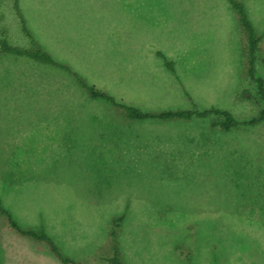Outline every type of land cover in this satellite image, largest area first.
Listing matches in <instances>:
<instances>
[{
	"label": "rangeland",
	"instance_id": "obj_1",
	"mask_svg": "<svg viewBox=\"0 0 264 264\" xmlns=\"http://www.w3.org/2000/svg\"><path fill=\"white\" fill-rule=\"evenodd\" d=\"M261 41L264 0H242ZM52 56L142 110L264 107L246 34L226 0H20ZM12 43L24 44L10 0ZM158 52L173 62L164 66ZM246 93L242 95V91ZM133 120L69 73L0 54V200L79 264H108L112 219L125 264H264V122ZM0 264H62L0 213Z\"/></svg>",
	"mask_w": 264,
	"mask_h": 264
},
{
	"label": "trees",
	"instance_id": "obj_2",
	"mask_svg": "<svg viewBox=\"0 0 264 264\" xmlns=\"http://www.w3.org/2000/svg\"><path fill=\"white\" fill-rule=\"evenodd\" d=\"M236 11L241 27L246 34V54H245V72L250 81H252L257 90L258 97L264 102V79L257 75L256 52L261 41V36L257 35L255 26L249 18L245 4L242 0H226ZM11 10L16 20L18 31L25 43H12L9 39V26L5 21V16L0 15V54L13 57H25L34 62L52 66L72 75L77 84L85 90L91 98L106 100L114 107L119 109L125 116L133 120H181L192 121L194 119L205 120L210 117H218L219 120L214 125L220 127L222 131L228 132L239 127H253L264 122V107L259 113L247 120H238L226 109L218 107H209L198 109H162V110H142L139 107L117 101L107 92L97 89L94 85L86 82L77 72L73 71L67 64L56 60L52 54L46 50L36 39L32 29L29 27L27 19L22 12L20 0H10ZM162 58L164 66L171 72H174L173 62L158 52ZM242 95L246 93L243 90ZM0 213L4 215L8 225L19 234L29 237L37 242L46 245L50 253L62 264H79L74 259L64 255L56 245L52 237L43 229L22 228L14 219L12 213L0 200ZM123 221V215L112 219V225L109 232V252L100 256V259L108 264H125L121 255L118 232Z\"/></svg>",
	"mask_w": 264,
	"mask_h": 264
}]
</instances>
